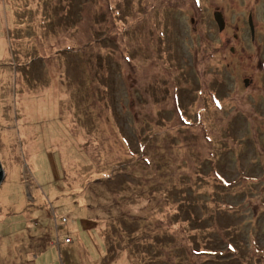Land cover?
<instances>
[{
	"label": "rangeland",
	"instance_id": "1",
	"mask_svg": "<svg viewBox=\"0 0 264 264\" xmlns=\"http://www.w3.org/2000/svg\"><path fill=\"white\" fill-rule=\"evenodd\" d=\"M0 164V264H264V0H0Z\"/></svg>",
	"mask_w": 264,
	"mask_h": 264
},
{
	"label": "trees",
	"instance_id": "2",
	"mask_svg": "<svg viewBox=\"0 0 264 264\" xmlns=\"http://www.w3.org/2000/svg\"><path fill=\"white\" fill-rule=\"evenodd\" d=\"M50 106L51 107V109H52V112L51 113H48V115H45V116H43V118L41 119V122H43L44 123V127H42L41 128V126H39V124H40V121H39V117L40 116H37V113H38V111L39 110H42L43 109V107H46V106ZM35 110V114L33 113V111ZM56 111H55V107H54V105L51 103V101L49 100V101H47L46 99H44L43 101H42V103L40 104L39 103V100H37L36 102H35V107L32 109V111L30 110V113H31V115H33V119H34V124H30L29 126L30 127H28V129H27V133H28V135H31L30 134V132L34 129V128H38L39 129V131H41L40 132V134L42 135V134H44L45 136H49V137H53V139L54 140H52L53 141V144H52V146L54 147V145L56 144V141H57V136H62L63 135V129H64V125L62 124V120H59L58 119V117L57 116H55L54 117V114H56L55 113ZM35 119H37L38 121L37 122H35ZM51 120V121H50ZM50 121V122H49ZM57 123V127L54 125V124H56ZM29 124V123H28ZM53 125L55 126V133L53 132ZM52 126V128L50 129L51 130V132L54 134V135H50L46 130V128H50ZM63 127V128H62ZM44 131H46V132H44ZM207 137H208V135H207ZM220 138V137H219ZM67 143H66V146H65V149H66V153H67V157H81L82 155L83 156H86V154L82 151V153H80V146L83 144L82 142H80V139H81V137L80 136H78L76 133H74V132H70V133H68V137H67ZM206 139H208V141H210L211 143H213V144H215V142L214 141H216V140H213V137L212 138H206ZM220 140H221V138H220ZM224 140H225V136L223 135V139L221 140V144H223L224 143ZM50 141V140H49ZM65 141H66V139H65ZM85 151L87 150V149H84ZM214 151H211L210 153L212 154ZM86 157H84V160L86 161V159H85ZM144 157L142 156V159H143ZM144 160H145V158H144ZM207 160H208V158H207ZM210 161V160H209ZM215 174H216V176H217V178H216V180H218L219 182H221V184L222 183H225V179H223V177H222V175H220L218 172H215ZM83 192V191H82ZM81 192V193H82ZM80 193V194H81ZM215 201H217V200H215ZM221 202H222V200H221ZM219 203V202H218ZM87 205V204H86ZM67 234H63V236H66ZM226 245L228 246V247H230V246H232L231 245V243H226ZM232 248H233V246H232ZM199 252H206L207 254H208V250H200ZM160 255V254H159ZM124 260H125V262H124V264H126L127 263V260L124 258Z\"/></svg>",
	"mask_w": 264,
	"mask_h": 264
},
{
	"label": "water",
	"instance_id": "3",
	"mask_svg": "<svg viewBox=\"0 0 264 264\" xmlns=\"http://www.w3.org/2000/svg\"><path fill=\"white\" fill-rule=\"evenodd\" d=\"M212 17H213V20L215 21V23L217 25V28L220 30L224 26V19H223V16L221 14V11L218 8H215L212 11ZM247 24H248V27H249L250 35L252 36L253 27H252V21H251L250 12L247 13ZM230 50H232V47L230 48ZM242 82H243L244 85H246L249 82V78L244 77L242 79ZM2 178H3V169H2L1 164H0V181H1Z\"/></svg>",
	"mask_w": 264,
	"mask_h": 264
},
{
	"label": "crops",
	"instance_id": "4",
	"mask_svg": "<svg viewBox=\"0 0 264 264\" xmlns=\"http://www.w3.org/2000/svg\"><path fill=\"white\" fill-rule=\"evenodd\" d=\"M27 119L29 120V117L26 118V116H24V118H23V120H22V124H23V126H22V130H21V132H24L25 135L27 136V138L29 139V135H28V133H27V129H28V127H30L29 125H30L32 122L27 121ZM28 123H29V124H28ZM40 132H41V131H40ZM33 134H34V132H33ZM33 134H32V136H33ZM37 135H38V134L34 135V137L37 136ZM41 137L47 138V139L50 140V141L54 140L53 137L45 136L44 134H42ZM28 141H31V139H29ZM50 155H51V154H50ZM54 171H55V170H54ZM60 216H61V217H65V221L67 220V217H66L64 214H63V215H60ZM80 219H81V220H80L81 225H82L83 228H85L86 230H89V228L93 225V222H92V221H88L87 219H84V218H80ZM74 224L76 225V227H78V225H79V223L76 222L75 220H74ZM75 229H76V228H75ZM72 230H74V229H72ZM65 234L71 236L70 233H67V232H66ZM48 242H51V241L49 240ZM66 244H71V243H66Z\"/></svg>",
	"mask_w": 264,
	"mask_h": 264
},
{
	"label": "built area",
	"instance_id": "5",
	"mask_svg": "<svg viewBox=\"0 0 264 264\" xmlns=\"http://www.w3.org/2000/svg\"><path fill=\"white\" fill-rule=\"evenodd\" d=\"M61 221H65V217H61ZM62 241L64 243H71L72 242V238L70 237V235H66L62 237Z\"/></svg>",
	"mask_w": 264,
	"mask_h": 264
}]
</instances>
